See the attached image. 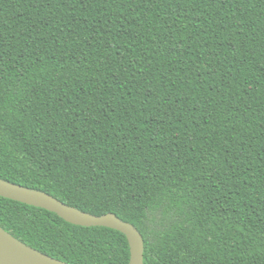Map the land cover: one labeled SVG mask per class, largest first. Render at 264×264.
I'll use <instances>...</instances> for the list:
<instances>
[{
  "label": "trees",
  "instance_id": "obj_1",
  "mask_svg": "<svg viewBox=\"0 0 264 264\" xmlns=\"http://www.w3.org/2000/svg\"><path fill=\"white\" fill-rule=\"evenodd\" d=\"M0 178L144 239V264H264V0H0ZM68 264L122 232L0 196Z\"/></svg>",
  "mask_w": 264,
  "mask_h": 264
},
{
  "label": "water",
  "instance_id": "obj_2",
  "mask_svg": "<svg viewBox=\"0 0 264 264\" xmlns=\"http://www.w3.org/2000/svg\"><path fill=\"white\" fill-rule=\"evenodd\" d=\"M0 196L56 213L65 221L80 226H104L126 235L130 246V264H144V239L130 222L113 212L94 215L68 205L43 190L0 178ZM0 264H68L42 253L17 239L0 226Z\"/></svg>",
  "mask_w": 264,
  "mask_h": 264
}]
</instances>
